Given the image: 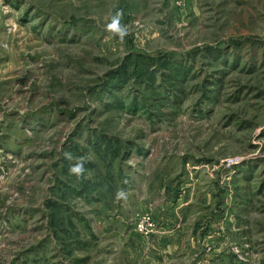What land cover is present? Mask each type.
Instances as JSON below:
<instances>
[{
	"label": "rangeland",
	"instance_id": "obj_1",
	"mask_svg": "<svg viewBox=\"0 0 264 264\" xmlns=\"http://www.w3.org/2000/svg\"><path fill=\"white\" fill-rule=\"evenodd\" d=\"M0 264H264V0H0Z\"/></svg>",
	"mask_w": 264,
	"mask_h": 264
},
{
	"label": "clouds",
	"instance_id": "obj_2",
	"mask_svg": "<svg viewBox=\"0 0 264 264\" xmlns=\"http://www.w3.org/2000/svg\"><path fill=\"white\" fill-rule=\"evenodd\" d=\"M106 30L110 32L113 36L119 37L120 40H123L126 35L128 34V29L126 26L121 25L120 23V14L117 13L115 16L111 18V22L107 24ZM66 158L72 159L70 153H66ZM84 160L85 158H80L79 161L73 165L70 169L69 172L70 174H73L79 178L82 176L85 172L84 168ZM125 195L123 191H120L117 193V198H121Z\"/></svg>",
	"mask_w": 264,
	"mask_h": 264
}]
</instances>
